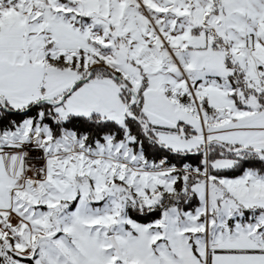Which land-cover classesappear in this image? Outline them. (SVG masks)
<instances>
[{"label": "snow or ice", "instance_id": "1", "mask_svg": "<svg viewBox=\"0 0 264 264\" xmlns=\"http://www.w3.org/2000/svg\"><path fill=\"white\" fill-rule=\"evenodd\" d=\"M0 264H264V0H0Z\"/></svg>", "mask_w": 264, "mask_h": 264}]
</instances>
